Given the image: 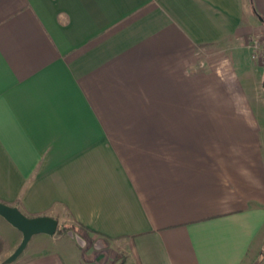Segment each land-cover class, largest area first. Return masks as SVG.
Returning a JSON list of instances; mask_svg holds the SVG:
<instances>
[{"label":"crops","instance_id":"obj_1","mask_svg":"<svg viewBox=\"0 0 264 264\" xmlns=\"http://www.w3.org/2000/svg\"><path fill=\"white\" fill-rule=\"evenodd\" d=\"M263 24L264 0H0V200L109 252L57 232L10 264H264Z\"/></svg>","mask_w":264,"mask_h":264},{"label":"water","instance_id":"obj_2","mask_svg":"<svg viewBox=\"0 0 264 264\" xmlns=\"http://www.w3.org/2000/svg\"><path fill=\"white\" fill-rule=\"evenodd\" d=\"M0 216L22 233V240L15 251L5 260L10 264L24 252L33 236L47 234L53 236L60 225L59 220L50 215L29 216L18 206L0 200Z\"/></svg>","mask_w":264,"mask_h":264},{"label":"rangeland","instance_id":"obj_3","mask_svg":"<svg viewBox=\"0 0 264 264\" xmlns=\"http://www.w3.org/2000/svg\"><path fill=\"white\" fill-rule=\"evenodd\" d=\"M263 37L264 39V24L257 30V33L256 34H251L250 36H248L247 38V41H246V47L247 48H251L250 45H251V41L255 38V37ZM263 44H264V41L262 40ZM252 49V48H251ZM259 61H257L258 63ZM260 63V62H259ZM263 112V113H262ZM261 114H262V126H263V136H264V111L262 110L261 111ZM68 225L70 227H72L71 229H69L67 232H64L62 234H65L66 236H70V237H73L74 239H76V241L78 242V247L79 248V251L80 253L82 254V256L86 259H94L95 257H97L99 255V253L103 254V255H109V252L106 248H103L101 250H97L96 248H92L91 246V243L88 241V239L85 238V235L84 233L82 232V229L75 226L73 223H66L63 221H60V226L62 225ZM11 229H15L11 226V224H8ZM0 232H5L3 230L0 229ZM6 234L10 239H11V236L12 234L6 230ZM50 235H47V234H37L33 237L34 240H32L33 242H35L36 240L35 239H38L40 237H49ZM20 243H15V245H13V247L11 248V250H8L7 249V243H6V247L5 249H3L1 252H0V264L1 263H4L5 260L15 251V249L18 247ZM112 255H114V252H112ZM19 258V257H18Z\"/></svg>","mask_w":264,"mask_h":264},{"label":"built area","instance_id":"obj_4","mask_svg":"<svg viewBox=\"0 0 264 264\" xmlns=\"http://www.w3.org/2000/svg\"><path fill=\"white\" fill-rule=\"evenodd\" d=\"M262 40L264 41L263 37H255L252 41H251V45L250 47L252 48V50L254 51V55L253 57L256 58L259 62H264V44L262 42Z\"/></svg>","mask_w":264,"mask_h":264},{"label":"trees","instance_id":"obj_5","mask_svg":"<svg viewBox=\"0 0 264 264\" xmlns=\"http://www.w3.org/2000/svg\"><path fill=\"white\" fill-rule=\"evenodd\" d=\"M18 203V202H17ZM17 203H8V204H11V205H17ZM72 227L68 226V225H62L58 227V230L57 232L58 233H64V232H67L69 229H71ZM6 247V240L3 236L0 235V252L5 249Z\"/></svg>","mask_w":264,"mask_h":264}]
</instances>
